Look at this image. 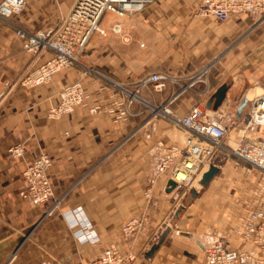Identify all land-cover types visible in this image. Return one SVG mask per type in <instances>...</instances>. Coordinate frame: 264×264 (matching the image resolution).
Returning a JSON list of instances; mask_svg holds the SVG:
<instances>
[{
    "label": "crops",
    "instance_id": "obj_1",
    "mask_svg": "<svg viewBox=\"0 0 264 264\" xmlns=\"http://www.w3.org/2000/svg\"><path fill=\"white\" fill-rule=\"evenodd\" d=\"M76 1L29 0L13 25L0 21V264L42 260L91 264L111 246L134 253L137 259L132 264H206L191 243L190 236L198 234L223 243L228 250H251L253 245L241 233L249 212L264 196L260 174L245 163L234 166L218 154L213 167L219 173L197 193L209 170L205 168L188 192V196L197 195L182 206L185 192L163 191L169 176L157 172L153 147L157 143L182 147L183 133L163 119L146 124L150 111L141 104L133 105L125 120L118 119L106 110L113 100V86L81 74L94 68L127 86L156 72L186 79L225 54L207 83L199 84L196 93L183 95L172 109L184 116L203 107L212 116L223 118L229 140L238 141L240 126L229 116L238 120L242 101L250 103L264 92V26L242 38L252 22L246 16L219 22L198 14L201 0H152L142 10L123 17L105 13L100 27L119 24L122 35H94L78 65L39 88L23 86L24 77L50 60L51 54L27 53L14 26L30 33L52 28ZM77 81L86 91L83 104L71 114L50 119L48 112L58 104L61 92ZM223 85L229 88L224 104L217 111L208 109L210 98ZM172 93L173 88L158 94L148 87L142 97L162 105ZM96 107L101 108L99 113L92 112ZM136 130L135 138L111 154L121 139ZM257 135L264 140V129ZM16 146L24 149L20 158L9 154ZM40 154L52 161L49 177L54 200L35 207L20 193L23 172ZM60 199L53 214L45 216ZM134 218H142L143 227L124 242L122 230ZM169 226L172 230L160 244ZM155 246L159 247L149 256Z\"/></svg>",
    "mask_w": 264,
    "mask_h": 264
},
{
    "label": "built area",
    "instance_id": "obj_2",
    "mask_svg": "<svg viewBox=\"0 0 264 264\" xmlns=\"http://www.w3.org/2000/svg\"><path fill=\"white\" fill-rule=\"evenodd\" d=\"M152 0H77L70 13L63 17L54 27L30 33L15 27L16 36L22 40L24 50L37 56L43 52L51 54V59L36 68L22 80L28 88H39L50 83L53 78L65 69L79 64L80 57L86 52L88 43L94 35L107 38L113 34L122 35L121 25L109 29L100 27L99 22L105 13L123 17L128 12L140 11ZM29 0H4L0 4V21L13 25V20L22 15ZM198 14L213 17L225 22L233 16H246L251 19V27L258 29L264 25V0H201ZM127 40V39H124ZM218 60L206 64L195 74L182 79L163 73H152L139 78L132 85H121L111 81L100 71L86 68L82 78L96 77L110 83L114 88L113 100L109 112L118 119L125 120L131 114V107L141 104L150 111L149 120L164 118L174 127L186 134L182 147H167L157 143L153 154L157 159V172L169 176L178 190L190 185L205 168H211L218 154L226 159H235L251 166L264 179V140L257 137V132L264 129V92L255 97L248 105L241 119L234 121L240 126L239 139L229 140V132L222 119L208 115L200 107H195L186 115L180 116L172 106L188 93H196L199 84H206ZM152 87L155 93L161 94L173 88L172 96L162 105H153L142 97L144 89ZM86 91L81 81L67 85L59 95V102L49 112L50 119H59L73 113L85 100ZM100 107L92 110L99 113ZM139 130V129H138ZM130 135L126 141L130 140ZM125 141V142H126ZM22 146L12 147L9 154L14 158L23 156ZM52 167L51 158L40 154L23 173L22 199L32 206H42L54 198V190L49 177ZM183 175L181 179L179 175ZM169 187L163 189L167 192ZM58 205L46 212L51 216ZM142 218L129 221L122 230V240L129 242L142 229ZM241 237L251 242L253 248L245 252L228 250L221 242L207 241L204 236H197V248L206 264H264V196L258 207L248 214L247 225ZM137 259L134 253L122 252L111 246L91 264H132ZM37 264H55L42 260Z\"/></svg>",
    "mask_w": 264,
    "mask_h": 264
},
{
    "label": "rangeland",
    "instance_id": "obj_3",
    "mask_svg": "<svg viewBox=\"0 0 264 264\" xmlns=\"http://www.w3.org/2000/svg\"><path fill=\"white\" fill-rule=\"evenodd\" d=\"M264 26V25H263ZM262 26V27H263ZM260 28H258V29H254L253 27H251V25L247 28V30H246V32H245V34H244V36L242 37V38H245V37H247V36H251V35H253L255 32H257L258 30H259ZM241 38V39H242ZM239 41L237 40L236 42H234V44L232 45V47H230V50L232 49V50H234V48H235V46H236V44L238 43ZM225 57V54H222V55H219L216 59H214V60H218V63H217V66L214 68V70L212 71V72H214L216 69H218L219 67H220V65H221V63H222V61H223V58ZM213 60V61H214ZM108 78V77H107ZM262 94V93H261ZM201 109H203L204 110V108L202 107ZM247 110V109H246ZM246 110H245V112H246ZM206 112V111H205ZM244 112V113H245ZM208 115H211L209 112H206ZM159 119H163L164 121H166L167 123H169V125L174 129V130H178V131H180V132H182L183 133V145H184V143H185V139H186V134L184 133V131L183 130H181V129H178V128H176V127H174L170 122H168V120H166V119H164V118H159ZM241 119V118H240ZM155 120H158V119H155ZM177 131V132H178ZM135 132H133V133H131V134H129V135H127L126 137H124L123 139H121L118 143H117V145L115 146V148L113 149V151H112V153L111 154H114V153H116V152H118V151H120L121 149H123L124 147H125V145H127L128 143H129V141L131 140V139H133V138H135V135L130 139V140H128V141H126V139H128V137L130 136V135H132V134H134ZM179 133V132H178ZM180 134V133H179ZM264 136V135H263ZM257 137H259L258 135H257ZM126 141V142H125ZM233 142H236V141H233ZM226 162H231L234 166H239L240 164H242V162H239V161H237V160H235V159H226ZM248 166V168L249 169H251V170H254L251 166H249V165H247ZM24 173V172H23ZM203 173V172H202ZM201 174V173H200ZM200 174H198L197 175V177L200 175ZM216 176V175H215ZM22 177H23V174H22ZM197 177L195 178V180L197 179ZM205 179L206 178H202L201 179V188H199L198 189V191H197V193L198 192H200L205 186H207L208 184H204V181H205ZM194 184V181L190 184V185H188L187 187H181L179 190L183 193V192H185L184 194V197H183V199H185V200H183V203H182V206L184 205L185 207L187 206V201H189V200H191L193 197H195L196 195H197V193H196V195H194V196H188V192L190 191V188H191V186ZM197 186V185H196ZM52 200H54V198L52 199ZM51 200V201H52ZM62 201V199H60V200H57V201H55L53 204H52V206H51V208L52 207H54V206H56V205H59L60 204V202ZM50 208V209H51ZM49 209V210H50ZM48 210V211H49ZM172 230V227L171 226H169L167 229H165V231H164V233H163V235H165L164 236V239H166L167 238V236L169 235V233H170V231ZM182 236H184V235H182L181 234V236L180 237H182ZM197 236H199V234L198 235H192V236H190L191 238H192V244H195L196 245V247H195V249H197L198 250V248H197ZM200 236H203V235H200ZM164 241V240H163Z\"/></svg>",
    "mask_w": 264,
    "mask_h": 264
},
{
    "label": "water",
    "instance_id": "obj_4",
    "mask_svg": "<svg viewBox=\"0 0 264 264\" xmlns=\"http://www.w3.org/2000/svg\"><path fill=\"white\" fill-rule=\"evenodd\" d=\"M228 86L227 85H223L221 86L213 95L212 97L210 98L209 102H208V105H207V108L208 109H211L213 108L214 111H217L225 102L226 100V95H227V92H228ZM249 105V101L247 99H244L242 101V103L239 105L238 109H237V117L238 119H240L245 110L247 109ZM219 173L218 169L215 168V167H211L210 168V171L204 181V184H208L214 177L215 175H217ZM170 186H175V184L173 182H169L168 183V187ZM164 236L162 237V240L160 242V244L163 243V240H164ZM159 246H155L152 251L150 252V255L149 256H152L154 253H155V250L158 248Z\"/></svg>",
    "mask_w": 264,
    "mask_h": 264
},
{
    "label": "bare ground",
    "instance_id": "obj_5",
    "mask_svg": "<svg viewBox=\"0 0 264 264\" xmlns=\"http://www.w3.org/2000/svg\"><path fill=\"white\" fill-rule=\"evenodd\" d=\"M209 171H210V169H209V170H208V171L202 176V178H203V177L206 178L207 175H208V173H209ZM182 177H183V175H181V174L178 176L179 179H181ZM202 178H201V179H202ZM200 184H201V180H200ZM176 187H177L176 185H175V186H170V187H169V190H170V191H173V190L176 189ZM191 194L194 195V192H192Z\"/></svg>",
    "mask_w": 264,
    "mask_h": 264
}]
</instances>
